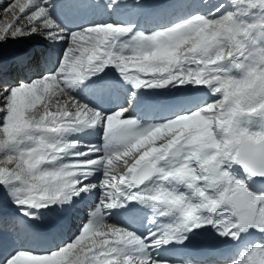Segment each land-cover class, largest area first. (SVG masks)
<instances>
[{"label":"snow or ice","instance_id":"snow-or-ice-1","mask_svg":"<svg viewBox=\"0 0 264 264\" xmlns=\"http://www.w3.org/2000/svg\"><path fill=\"white\" fill-rule=\"evenodd\" d=\"M117 2L112 0V4ZM48 3L49 0H15L5 9H18L22 15H14L13 23L0 28V42L42 35L50 42L65 40L68 46L55 72L30 84L0 87V97L5 100L0 122V185H21L23 195L13 203L29 219L36 218L29 209L68 204L74 196L97 187L101 197L91 214L93 219L83 226L74 242L43 255L20 251L7 264H166L154 260L149 250L172 242L183 243L187 234L207 226L233 240L240 239L242 233L264 237V144L235 145L218 157L215 171H211L192 155L195 148L188 143L192 130L180 126L186 118L204 117L223 143L228 137L223 136L220 122L264 114V91L260 87L264 79V41L253 48L247 44L253 34L264 36V0H233L234 5L243 4L249 9L244 15L261 17L257 21L244 23L238 19L239 12L219 18H213L215 13L208 17L196 15L151 35L136 33L131 46L119 41L132 30L113 24L66 33L49 15L45 7ZM21 20L27 21L26 26H16ZM161 35L177 43L164 49L134 46L136 41L159 40ZM225 63H231L239 75L225 70ZM107 67H114L136 90L193 84L210 89L219 99L204 102L203 107L189 110L188 114L176 112L165 123L137 130V121L127 118L126 109L105 116L66 91ZM252 84L256 98L235 108L232 102L238 97L232 93ZM38 105L43 111L33 112ZM229 105L234 112L226 111ZM194 112L199 115L193 117ZM98 125L104 127L101 149L75 154L89 157L87 160L50 167L66 149L78 144L60 146L58 141L48 143L47 137L59 136L76 126ZM26 138L31 143L21 147ZM233 167L239 168V176L232 174ZM95 170L103 172L100 184L84 183ZM153 178L155 187L140 190ZM253 185L261 189L260 194L253 192ZM181 186L188 192H181ZM122 200L151 207L161 216L174 214L175 222L158 233L137 237L100 218L101 209L126 207ZM214 216L227 219L216 223ZM233 264H264V244L247 247Z\"/></svg>","mask_w":264,"mask_h":264},{"label":"rangeland","instance_id":"rangeland-1","mask_svg":"<svg viewBox=\"0 0 264 264\" xmlns=\"http://www.w3.org/2000/svg\"><path fill=\"white\" fill-rule=\"evenodd\" d=\"M52 2H56L57 0H51ZM65 1V0H62ZM187 3V7L191 5L188 0H185ZM209 0H197V7H200L202 3H206ZM213 1V0H211ZM216 1V0H215ZM225 1V2H224ZM15 0H9L8 2H2L0 0V28L4 27L5 25L9 23L14 22V15L19 16L22 15L18 12V9L13 11H5V9L8 7L9 4L14 3ZM21 2H24V0H21ZM167 0H118L117 3L112 4V0H66L65 3L69 4L68 8L70 9L69 14L71 16H76L79 13L78 18L80 19L81 23L78 26H75L72 30V32H77L81 31L84 28L87 27H92V26H99L103 24H113L114 26H122V27H128L132 30V32L120 38L119 43L124 46H131L133 43L132 37L136 33H144L145 35H151L157 31H162L166 30L168 28L174 27L179 23L185 22L191 18H193L196 15H201L208 17L210 14L215 13V16L213 18H219L222 15H226L228 13H236L239 12L240 15L238 17L239 20L243 21L244 23L248 22H254L261 17L258 15H244V13H247L249 9L243 5V4H233V0H220L214 7H211L210 9L204 10L203 12L199 11L195 15H188L186 18L180 20L179 22L172 23L168 26L160 27V28H155L151 27L150 29H145L143 31H140V27L137 26L138 22L141 20V16L143 14H150V16H153L155 9H160L164 10L165 3ZM221 2V3H220ZM231 2L230 5L227 3ZM54 3L51 6V11L55 10V5ZM189 3V4H188ZM220 3V4H219ZM228 6H227V5ZM223 5V6H222ZM221 7L220 11H216L215 9ZM153 9H152V8ZM57 10V7H56ZM149 11V12H148ZM148 12V13H147ZM51 16V15H50ZM52 18V16H51ZM53 19V18H52ZM117 20V22H114ZM27 21L21 20L19 23H17L16 26H26ZM33 35L30 36H24L19 39H7L6 42H17L18 46L22 47L25 46L28 41L32 38ZM29 40H28V39ZM44 38V37H43ZM264 41V36L259 35L258 33L253 34L249 40L247 41V44L249 48H253L256 46H259L260 42ZM23 42V43H22ZM1 43V42H0ZM50 44V43H49ZM56 44V49L53 51L57 53V57L55 60L53 59L52 62V68L48 72H44L41 74H38L34 77H31L30 80L27 82V84H30L36 79L41 78L44 75H47L48 73L55 72L56 69L59 66L60 59L63 55V52L67 48L68 44L67 42H64L63 40L59 42H55ZM48 45V43L46 44ZM7 56L5 54V51L0 49V63H4L6 60ZM225 70H233V66L231 63H225L224 65ZM126 84L125 89L127 91H139V90H146L149 92L150 99H159L163 96H172V95H177L179 93H186V92H191L196 89H201L204 93V95L210 99L209 102H214L215 100L219 99L217 96H213L210 89L202 86H196L193 84H187V85H168L164 88H159V89H152V88H141L139 90H133L132 84L126 82L122 76L118 73V71L114 67H107L104 69L103 72H101L99 75L92 76L91 79L86 80L83 84H76L73 85L69 88L66 89L68 94L72 97H74L75 100H77L79 103L86 104L90 108L102 113L103 115H109L113 114L118 110H122L125 107L122 105H115L114 104V94H120L122 93L121 90L118 89V85L120 84ZM18 84H15L13 86L16 87ZM79 97H82V99H79ZM64 98H61V102H63ZM5 101L3 103H0V122L3 120L5 108H4ZM43 108L42 106L38 105L36 109L33 110V112H42ZM107 112V113H106ZM106 113V114H105ZM127 118H132L134 119V115H127ZM144 118V115L141 117ZM173 118L168 117L165 118L161 121H152L147 120L148 126H154L157 124H162L167 122L169 119ZM136 119V118H135ZM146 120V119H145ZM264 125V116H254L249 118L246 121L245 126L250 127L251 130L257 131L260 130L261 126ZM96 126V128L92 131L85 132L86 130L84 128H80L79 126L73 127L69 129L67 132L56 136L55 140L59 142L60 146L68 145V144H73L77 143L78 146L68 148L65 150V152L62 155V158L57 161V163L53 166L50 167H61L65 165L66 163H71L74 160L80 159V160H87L89 157L83 156V157H77L75 154L80 153V152H87L91 148H97L101 149L103 147V136H104V127L103 126ZM147 127V126H143ZM81 129V130H80ZM162 141L158 142L161 143ZM31 142L27 139H25L24 145L21 147L29 145ZM98 155H102V153H97ZM231 172L235 176H239L240 170L238 167H233L231 169ZM103 177V172L100 170H95L94 174L90 175L88 179L84 181L86 184H92V185H99L101 182V179ZM21 185L17 183H10L7 187L0 185V209L5 210L13 219L15 224L21 220V219H26L27 222L30 221V223H33V221H38L37 223H33L32 227H35V225H40V226H48V224L51 221H55V218L51 216L50 212L42 211V213H39L36 209H29V211L34 214L36 217L35 219H29V217L24 216L21 214L22 209L18 208L15 203H13V200L15 198L22 197L23 193L19 191ZM155 178H153V181L147 182L145 185L141 186L140 190H150L151 188L155 187ZM252 190L256 194H260L261 189L253 185ZM180 191L181 187H180ZM90 195L92 196L91 205L87 206V209L84 211L86 212L84 215V219L80 224H76V230L74 231V235L70 236L68 239H64V246H66L69 242V239L72 243V240H75L78 238V236L82 232L83 226H85L87 223H89L93 217L92 213L97 210V205L100 203V197H101V191L97 187L91 191L88 192H81L80 197L88 198ZM122 203H126V207H116L119 213L124 215V218L121 221V224H115L116 226L126 229L129 232L134 233L137 237H146L149 235L150 232H160L163 231L165 227L168 225L172 224L175 222V219H171L168 221H165V223H162L163 219H161V215L158 212H153L152 208L149 209L148 213H144L143 208L144 205L139 204V203H127L126 201L122 200ZM75 209L78 210L77 205H74ZM42 210V209H41ZM129 210H135V215L132 217V226H128L127 223L130 221L128 211ZM100 212V218L106 220V216L109 217V215L112 212L111 210L108 209H101L99 210ZM226 219L227 216H224ZM51 220V221H50ZM45 221V222H44ZM216 223L220 222L219 220L215 221ZM43 223V225L41 224ZM108 223V222H107ZM162 223V224H161ZM13 224L11 227H7L3 229V232L7 238H11L15 242V246L13 248V251L9 254L7 257H2L0 258V264H7V262L15 256L16 253L20 251H25V252H30L33 254H47L50 250L55 251L57 248H62L61 246L63 245L62 242H60L57 245L52 246L49 250H42L38 246L33 247L31 245L32 241L34 240L37 242L39 238H34L33 234H27L23 231L20 234L16 233V225ZM114 224V223H113ZM49 235L51 238H55L57 236V229L58 227L56 226H49ZM209 232H207L205 229L201 230L200 233L197 231L191 232L187 234V238L184 240L187 242L183 243H178L179 245L183 246L185 251L189 252L192 250L191 248L194 247L195 245L201 244L206 240L210 235L213 234L212 231L216 228L210 227ZM212 229V230H211ZM71 230V229H70ZM8 232V233H7ZM211 232V233H210ZM25 236V237H24ZM24 237V238H23ZM191 238V242L188 240ZM40 240V239H39ZM6 242V241H5ZM4 243V242H3ZM2 243V244H3ZM157 252H151V256L154 260L157 261H163L166 262V264H192V260H180V261H170L171 258H160V253H159V248H157ZM1 250V249H0ZM239 249H235V254L238 255ZM3 255V253H1ZM240 256V255H238ZM239 258H234V260H238ZM233 261L231 264H233Z\"/></svg>","mask_w":264,"mask_h":264},{"label":"bare ground","instance_id":"bare-ground-1","mask_svg":"<svg viewBox=\"0 0 264 264\" xmlns=\"http://www.w3.org/2000/svg\"><path fill=\"white\" fill-rule=\"evenodd\" d=\"M1 1L4 3L8 2L9 0ZM219 1L220 0H209L206 3H202L200 7L196 9L198 6L197 0H188L189 3L191 2V5L188 7L185 0H167L165 3L166 8L163 11L160 9H155L154 14H152L153 16H150V14H143L137 26L140 27V31L150 29L151 27L160 28L168 26L172 23L179 22L190 14L195 15V13L197 14L199 11L203 12L204 10L210 9L211 7H214ZM65 2L66 0H57L54 3L49 0V3L46 4L45 7L48 9L49 15L52 16L53 20L61 28H63L66 33L70 34L71 30L75 26H78L81 21L78 18L79 13L76 16L70 17V9L68 8L69 4ZM53 3L55 5V10L51 11L50 9ZM227 4L230 5L231 2ZM222 6L215 9V12L220 11ZM114 22H117V20ZM63 41L67 42L65 40ZM55 42L56 41L50 42L49 40L43 38L42 35H33L28 43L22 47L18 46L17 42H1L0 49L5 51L7 58L4 63H0V87L13 88L15 84H27L31 77L50 71L52 68L53 59L55 60L57 57V53L53 51L56 49ZM47 43L48 45H46ZM231 72L232 74L239 75V72L235 68H233ZM125 87V83L118 85L117 90H121L122 93L114 94V104L125 107L124 109L127 110V115H134L133 120L137 121V130L141 131L149 127L147 124L148 119L150 122L161 121L165 118L172 117L176 112H179L180 114H188L189 110L195 111L198 107H203L204 102L211 103V101L209 102L210 99H208L204 93L201 92V89L149 100L150 93L146 90L142 89L139 91H127ZM133 90L136 89L133 88ZM79 99H82V97H79ZM4 101L5 100L3 97H0V103H3ZM0 110L2 109L0 108ZM143 115L144 118H141ZM79 127L84 128L86 130L85 132L92 131L96 128H90L86 126ZM181 190L184 193L188 192V190L183 186H181ZM91 199L92 196L90 193L88 198L86 197L84 199L80 196H74L71 203L52 205L49 208L37 210L39 213H42V211L46 210L47 212L51 213L53 218H55V221L50 220L51 222L46 227L40 225H35V227H32L33 223H37L38 221H33V223H30V221L27 222L26 219H21L15 224L14 219L5 210L0 209V258L9 256L15 246V242L11 238H7L5 236L3 232L4 228H9L15 224L17 234H20L24 231L26 235L33 234L35 239H40H37V242L34 240L32 241L31 245L33 247L38 246L42 250H49L52 246L57 245L60 242L63 244L64 239H68L70 236L74 235V231L77 229L76 224H80V222H82V220L85 218L84 215L86 212L84 210L87 209L88 205L92 204L90 201ZM74 205L79 206L78 210L75 209ZM150 208L151 207L144 206V213H148ZM115 210H117V208L112 209L109 217L105 215L108 224H121L124 215L119 213V210ZM128 215L130 221H128L127 225L132 226L131 223L133 221L131 219L135 215V210H129ZM161 219H163L162 223H165V221H168V219H176V217L174 214H170L167 216H162ZM213 219L214 221H221L225 218L224 216H214ZM41 224L43 225V223ZM50 225L52 227H58L57 236L55 238H51L49 235V231L51 230V228L49 229ZM210 227L212 228V226H207L195 231L200 233L201 230L205 229L207 232H209ZM212 233L213 234H209L210 236L204 240V242L192 247L190 252L189 250L185 251L183 246L175 242L169 243L166 246H161L159 249V257L171 258L170 261L192 260V264H231L234 258H240L242 256V252L247 247L254 245L255 243L264 244V237H262L259 233H242L241 238L238 240L220 236L218 230L215 229L212 231ZM188 240L191 242V238ZM67 242L71 243L70 239ZM72 242H74V240H72ZM185 244H187V242H185ZM64 245L65 244H63L61 247H64ZM170 246H172V249ZM235 249H239L238 255L240 256L235 254ZM153 251L157 252L158 249H150V254ZM1 253H3V255H1Z\"/></svg>","mask_w":264,"mask_h":264},{"label":"clouds","instance_id":"clouds-1","mask_svg":"<svg viewBox=\"0 0 264 264\" xmlns=\"http://www.w3.org/2000/svg\"><path fill=\"white\" fill-rule=\"evenodd\" d=\"M176 43V39L161 35L159 40L146 38L136 41L134 46L144 49L153 47L164 49L171 47ZM260 87L261 91H264V79L260 80ZM232 95L238 97V99L233 100L232 105H234L235 108H240L245 101L251 103L256 98L257 93L254 90V84H252L246 87L237 88ZM223 99L226 100L227 96ZM262 103H264V101H262ZM232 105H229L226 108L228 113L234 112L235 109ZM242 111L244 110L242 109ZM247 111L255 112L256 109H247ZM198 115V113H193V117ZM257 116H264V114ZM249 118L251 117L245 115L239 120H227L220 122V126L223 130V136L228 137V139H223V143L220 139H217L214 133L210 130L208 121L204 117H200L199 120L186 118L181 122L180 126L192 130L190 138L188 139V143L195 148L192 155L200 161L201 166H206L208 170L215 171L218 157L222 154H227L235 145L247 143L264 144V125L261 126L260 130L253 131L250 127L245 126L246 121ZM46 139L48 143H56L55 137L49 136ZM169 147H171V145Z\"/></svg>","mask_w":264,"mask_h":264}]
</instances>
